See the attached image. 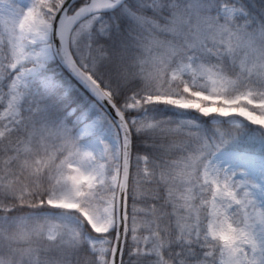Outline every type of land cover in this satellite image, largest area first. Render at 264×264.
<instances>
[{
  "label": "snow or ice",
  "instance_id": "6c2138e0",
  "mask_svg": "<svg viewBox=\"0 0 264 264\" xmlns=\"http://www.w3.org/2000/svg\"><path fill=\"white\" fill-rule=\"evenodd\" d=\"M0 264H264V0H0Z\"/></svg>",
  "mask_w": 264,
  "mask_h": 264
}]
</instances>
